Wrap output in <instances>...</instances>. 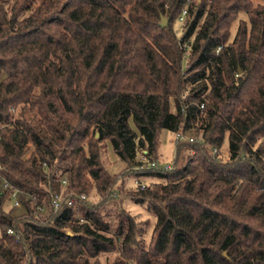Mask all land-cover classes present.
I'll return each mask as SVG.
<instances>
[{
    "label": "trees",
    "instance_id": "16d2710c",
    "mask_svg": "<svg viewBox=\"0 0 264 264\" xmlns=\"http://www.w3.org/2000/svg\"><path fill=\"white\" fill-rule=\"evenodd\" d=\"M0 173V264H264V0H0Z\"/></svg>",
    "mask_w": 264,
    "mask_h": 264
},
{
    "label": "rangeland",
    "instance_id": "374dc122",
    "mask_svg": "<svg viewBox=\"0 0 264 264\" xmlns=\"http://www.w3.org/2000/svg\"><path fill=\"white\" fill-rule=\"evenodd\" d=\"M241 18H246L245 15L241 14L240 15ZM169 25V24H168ZM237 26H238V20L234 23V26L232 28V38L234 37L236 30H237ZM174 27L175 29L178 31L181 29L182 27V23L181 21L177 20L174 23ZM178 35H180V33L178 32ZM20 108H18L15 111V115L16 118L19 116L20 113ZM28 115V114H27ZM132 127L135 129L133 123L131 124ZM190 135H193L196 140H200L201 139V133H197V131L195 129L190 131ZM158 153H159V160L161 162L162 166H171L172 162L175 158L176 155V142L174 139V133L170 132L168 130H163L160 134V139H159V149H158ZM219 154L220 157L225 161L228 159L229 157V152H228V140L225 141L223 147L221 148V150H219ZM103 162H104V166L106 167L107 171L109 172V174L111 175H119L121 174L122 171H124L126 168H128V166L126 165L125 162H123L122 160H120L112 151L111 146H108L107 149V154L105 155V157H103ZM157 180H145L146 183L151 184V182H156ZM134 182V179H127L126 180V186L129 188L130 186H132ZM59 185H58V191L59 189ZM12 203H5L4 208L6 210H10L12 208ZM121 208H124L125 210H128L131 214L137 216L139 221H146L149 220L150 222V227L147 230L146 233V239L149 240L150 235H151V231L152 228L154 226L155 220L154 217L152 216V214L150 212H148L146 210L145 207L140 206L138 204H135L133 202H131L130 200L126 199V198H119L115 205L113 207H111V211L112 212H117L118 210H120ZM18 211H15L14 214H18ZM118 255L116 253H112V254H103L100 257V261L101 264H108L109 262H113L114 260L118 259Z\"/></svg>",
    "mask_w": 264,
    "mask_h": 264
},
{
    "label": "built area",
    "instance_id": "2783aa9c",
    "mask_svg": "<svg viewBox=\"0 0 264 264\" xmlns=\"http://www.w3.org/2000/svg\"><path fill=\"white\" fill-rule=\"evenodd\" d=\"M185 14H186V10L183 11L181 20H183V17L185 16ZM190 133H191L190 131L175 132L174 133V139H175L176 144H179V143L184 142V141L194 142L196 138L193 135H190ZM136 158H137V161L140 163V165L138 167L139 169L144 170V169H152V168L157 167V163L154 160H151L149 158L147 150H139L137 152ZM161 167L164 169H170L171 168L170 165L165 166V167L161 165ZM0 178L3 180L2 190H4L9 186V184H8L7 180L1 175V173H0ZM62 185H63L62 191L57 192L55 194L53 202H52V205H53L55 210H57L59 208L60 202L63 199V195H64L63 192L65 189V186L67 185V181L63 180ZM139 186H141L142 188H145L146 183H143L138 179H134V182H133L132 186H130V187L136 188ZM20 194H21V191L15 190L11 196L12 202H13V204L17 210H20L23 208V204L19 198ZM82 199H85V196H82ZM72 203H73V199H69L68 204L72 205Z\"/></svg>",
    "mask_w": 264,
    "mask_h": 264
},
{
    "label": "water",
    "instance_id": "95a60500",
    "mask_svg": "<svg viewBox=\"0 0 264 264\" xmlns=\"http://www.w3.org/2000/svg\"><path fill=\"white\" fill-rule=\"evenodd\" d=\"M161 26H162L163 28H166V27L168 26V19L163 18V19H162ZM97 137H98V134H97Z\"/></svg>",
    "mask_w": 264,
    "mask_h": 264
}]
</instances>
